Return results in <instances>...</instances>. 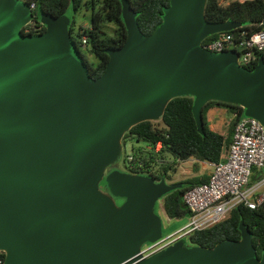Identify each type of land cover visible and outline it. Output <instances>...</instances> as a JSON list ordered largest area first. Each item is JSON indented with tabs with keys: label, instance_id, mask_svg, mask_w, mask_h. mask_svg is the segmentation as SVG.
<instances>
[{
	"label": "water",
	"instance_id": "water-1",
	"mask_svg": "<svg viewBox=\"0 0 264 264\" xmlns=\"http://www.w3.org/2000/svg\"><path fill=\"white\" fill-rule=\"evenodd\" d=\"M208 0H170L163 23L145 35L128 0V37L99 78L73 41L67 15H39L46 31L25 35L36 17L23 0H0V250L5 264H264L242 221L240 241L213 248L180 241L145 258L164 236L158 202L181 189L110 169L124 136L160 120L178 97H193L204 132L211 101L238 105L264 126V56L249 70L238 51L203 43L242 23L206 18ZM117 199L125 200L119 204Z\"/></svg>",
	"mask_w": 264,
	"mask_h": 264
},
{
	"label": "trees",
	"instance_id": "trees-1",
	"mask_svg": "<svg viewBox=\"0 0 264 264\" xmlns=\"http://www.w3.org/2000/svg\"><path fill=\"white\" fill-rule=\"evenodd\" d=\"M128 1L137 13L141 31L147 36L163 23L164 9L170 5V0ZM29 3L36 5V17L23 29V33L30 36L46 31L40 21L41 13L59 17L67 15L68 10L72 8L75 16L82 12L90 14L88 28L83 24L79 25L75 16L71 18L70 32L84 57L90 75L95 79L99 78L107 67L110 59L107 50L120 48L127 40L128 31L122 17L121 0H29ZM206 18L210 22H240V29L227 33L239 36L245 32L250 37L264 31V0L232 1L228 4H223L222 0H208ZM221 34L209 37L204 43ZM84 38L87 39L86 44L83 43ZM261 56L263 54L255 52L253 61L246 67L253 70ZM193 103V97L175 98L168 104L160 120L143 122L133 127L124 136V147L126 148L128 141L136 139L145 141L150 149H134L131 154H127L124 149L120 161L110 171L118 169L117 166L122 164L124 172L147 175L157 181H171L172 174L177 172V166L181 162L195 159L197 162L219 163L230 148L235 128L244 117V109L238 105L209 102L203 109L204 132L199 133L193 115ZM216 106L226 108L232 117L224 133L214 131L210 126L209 111ZM159 144L161 147L158 149ZM198 170L197 164L196 171ZM209 179L206 175L178 182L184 186L161 199L166 216L170 219L190 218L192 213L184 201V196L188 190L207 183ZM262 180L264 168L255 169L250 185ZM242 221L252 232L253 244L261 258L264 255V203L255 210L240 205L231 211L226 220L210 229L195 232L184 241L191 246L206 248H213L222 241H240Z\"/></svg>",
	"mask_w": 264,
	"mask_h": 264
},
{
	"label": "built area",
	"instance_id": "built-area-1",
	"mask_svg": "<svg viewBox=\"0 0 264 264\" xmlns=\"http://www.w3.org/2000/svg\"><path fill=\"white\" fill-rule=\"evenodd\" d=\"M23 1L29 3V0ZM29 5L34 12L35 3ZM83 43H87L86 38ZM203 46L214 53L236 50L241 65L246 67L253 61L255 52L264 56V31L250 37L245 32L239 36L222 33ZM211 166L209 181L188 190L184 196L192 213L189 223L153 244H146L141 251L145 258L221 223L240 205L255 210L264 203V180L250 185L254 170L264 168V126L256 119L243 117L235 128L227 156ZM5 259L6 253L0 250V264H5Z\"/></svg>",
	"mask_w": 264,
	"mask_h": 264
},
{
	"label": "rangeland",
	"instance_id": "rangeland-1",
	"mask_svg": "<svg viewBox=\"0 0 264 264\" xmlns=\"http://www.w3.org/2000/svg\"><path fill=\"white\" fill-rule=\"evenodd\" d=\"M232 1H241L244 2L246 0H222L223 4H228ZM67 16L70 18H73L75 16L72 8H70L67 12ZM77 23L83 24L84 27H89L90 22V14L86 12H82L77 14L76 16ZM92 60H94L92 57H90ZM143 149V150H149V146L145 141H138L136 139L128 141L125 152L127 154H131L133 150ZM172 158V157H171ZM182 164V166H181ZM177 166V174H172V180L169 181L170 183H178L183 182L188 179H191V176L193 175V170H196L197 164L194 163L192 160L186 161L185 163H181ZM119 167L123 168L122 164L118 165ZM157 213L162 217L163 219V232L164 235H169L173 232H176L180 228L186 226L189 223L188 217L182 218V219H170L166 216L164 209H163V201H159L157 204Z\"/></svg>",
	"mask_w": 264,
	"mask_h": 264
},
{
	"label": "crops",
	"instance_id": "crops-1",
	"mask_svg": "<svg viewBox=\"0 0 264 264\" xmlns=\"http://www.w3.org/2000/svg\"><path fill=\"white\" fill-rule=\"evenodd\" d=\"M231 118L232 117L229 115L228 110L226 108L216 106V107H213L209 111L210 126L212 130L220 132V133L225 132L226 126L228 125ZM227 154H228V151L225 152V154L223 155V159L227 156ZM191 160L194 163L198 164L199 166L198 171H196L195 169L193 170V175L191 176V178L206 176V175L210 177L211 172H212L211 163L197 162L195 159H191ZM181 163H185V162H181Z\"/></svg>",
	"mask_w": 264,
	"mask_h": 264
},
{
	"label": "flooded vegetation",
	"instance_id": "flooded-vegetation-1",
	"mask_svg": "<svg viewBox=\"0 0 264 264\" xmlns=\"http://www.w3.org/2000/svg\"><path fill=\"white\" fill-rule=\"evenodd\" d=\"M117 168L120 169V170H121V169L123 170V168H121V167H119V166H117ZM123 171H124V170H123ZM124 201H125V200L117 199V202H118L119 204L124 203Z\"/></svg>",
	"mask_w": 264,
	"mask_h": 264
}]
</instances>
